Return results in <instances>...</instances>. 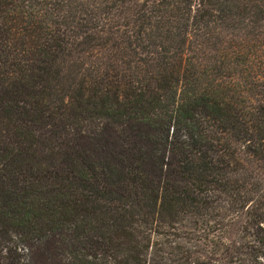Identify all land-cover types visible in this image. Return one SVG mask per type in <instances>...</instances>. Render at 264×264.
<instances>
[{"label":"trees","instance_id":"16d2710c","mask_svg":"<svg viewBox=\"0 0 264 264\" xmlns=\"http://www.w3.org/2000/svg\"><path fill=\"white\" fill-rule=\"evenodd\" d=\"M0 264H264V0H0Z\"/></svg>","mask_w":264,"mask_h":264}]
</instances>
